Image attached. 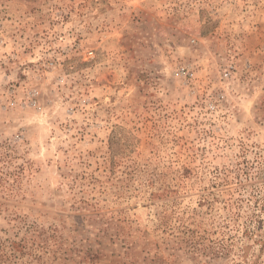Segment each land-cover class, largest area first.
<instances>
[{"label":"rangeland","instance_id":"1","mask_svg":"<svg viewBox=\"0 0 264 264\" xmlns=\"http://www.w3.org/2000/svg\"><path fill=\"white\" fill-rule=\"evenodd\" d=\"M0 264H264V0H0Z\"/></svg>","mask_w":264,"mask_h":264},{"label":"built area","instance_id":"2","mask_svg":"<svg viewBox=\"0 0 264 264\" xmlns=\"http://www.w3.org/2000/svg\"><path fill=\"white\" fill-rule=\"evenodd\" d=\"M183 70V69H182Z\"/></svg>","mask_w":264,"mask_h":264}]
</instances>
